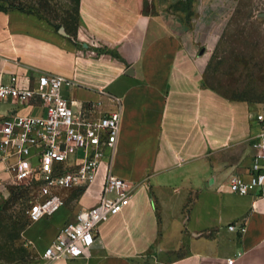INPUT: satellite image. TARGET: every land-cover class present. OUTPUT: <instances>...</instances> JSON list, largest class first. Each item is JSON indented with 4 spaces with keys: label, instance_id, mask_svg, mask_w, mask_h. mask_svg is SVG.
<instances>
[{
    "label": "crops",
    "instance_id": "1",
    "mask_svg": "<svg viewBox=\"0 0 264 264\" xmlns=\"http://www.w3.org/2000/svg\"><path fill=\"white\" fill-rule=\"evenodd\" d=\"M225 19V0H80L76 38L91 54L74 46L67 56L64 44L51 48L57 34L45 21L0 15V82L51 73L74 81L77 107L100 102L108 113L120 102L111 162L86 191L65 194L50 219L25 228L40 256L66 222L99 202L109 172L134 186L129 203L99 225L86 256L55 264H264V188L241 195L229 186L233 174L249 178L264 122L202 83L201 61ZM97 46L115 55H98ZM15 110L0 101V118Z\"/></svg>",
    "mask_w": 264,
    "mask_h": 264
},
{
    "label": "built area",
    "instance_id": "2",
    "mask_svg": "<svg viewBox=\"0 0 264 264\" xmlns=\"http://www.w3.org/2000/svg\"><path fill=\"white\" fill-rule=\"evenodd\" d=\"M74 84L70 78L51 73H14L7 82H0V101L17 106L0 118V194L9 195L12 187L26 189L31 222L51 217L65 206L63 190L86 191L98 178L105 159L111 162L113 153L107 156V150L113 151L118 140L120 102L115 100L118 107L108 113L99 112L100 102L77 107ZM38 107L42 114L34 115ZM257 120L264 122V114ZM251 145L255 151L249 178L233 174L229 179L231 191L241 195L264 188V128ZM133 187L128 180L107 172L99 202L80 210L61 227L39 264L86 256L96 242L99 225L129 203ZM235 228V224L229 225L230 230Z\"/></svg>",
    "mask_w": 264,
    "mask_h": 264
},
{
    "label": "rangeland",
    "instance_id": "3",
    "mask_svg": "<svg viewBox=\"0 0 264 264\" xmlns=\"http://www.w3.org/2000/svg\"><path fill=\"white\" fill-rule=\"evenodd\" d=\"M225 4V27L201 61L202 83L221 92L237 110L249 108L264 114V0H225ZM10 7L30 8L34 12ZM11 11L23 12L34 22L45 21L54 28L57 35L50 37L51 48L56 49L59 42L65 45L67 56L74 52V46L90 56L76 38L78 0H0V15ZM38 37L35 31V39ZM97 47L98 55H115L112 49ZM39 52L34 50L35 54ZM33 114H42V109L36 108ZM12 189L9 195L0 194V264H39V245L33 246L24 237L25 228L33 223L28 218V205ZM44 226L38 225L42 229Z\"/></svg>",
    "mask_w": 264,
    "mask_h": 264
},
{
    "label": "trees",
    "instance_id": "4",
    "mask_svg": "<svg viewBox=\"0 0 264 264\" xmlns=\"http://www.w3.org/2000/svg\"><path fill=\"white\" fill-rule=\"evenodd\" d=\"M79 6H80V0H78V13H79ZM10 8H18L20 10H24V11H28V12H34L33 9L30 8H23V7H10ZM14 190L18 191L21 194V197L24 198L25 202L27 203L28 207H29V203L28 201V192L26 189L24 188H20V187H12ZM12 189V190H13Z\"/></svg>",
    "mask_w": 264,
    "mask_h": 264
}]
</instances>
